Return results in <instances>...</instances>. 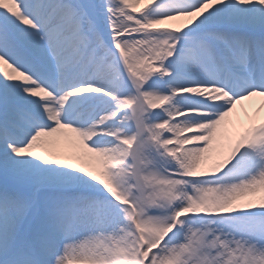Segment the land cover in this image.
<instances>
[{
  "label": "snow or ice",
  "instance_id": "1",
  "mask_svg": "<svg viewBox=\"0 0 264 264\" xmlns=\"http://www.w3.org/2000/svg\"><path fill=\"white\" fill-rule=\"evenodd\" d=\"M0 264H264V0H0Z\"/></svg>",
  "mask_w": 264,
  "mask_h": 264
}]
</instances>
